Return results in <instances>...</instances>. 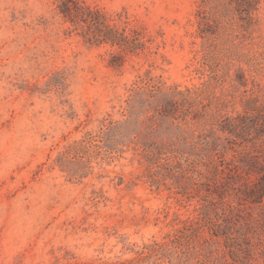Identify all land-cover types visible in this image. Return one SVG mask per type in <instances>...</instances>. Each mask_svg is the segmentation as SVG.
Masks as SVG:
<instances>
[{"label":"rangeland","instance_id":"374dc122","mask_svg":"<svg viewBox=\"0 0 264 264\" xmlns=\"http://www.w3.org/2000/svg\"><path fill=\"white\" fill-rule=\"evenodd\" d=\"M244 112L264 117V0H0V264H264V242L168 237L184 159L218 164L194 146L214 127L239 163L216 123Z\"/></svg>","mask_w":264,"mask_h":264},{"label":"trees","instance_id":"16d2710c","mask_svg":"<svg viewBox=\"0 0 264 264\" xmlns=\"http://www.w3.org/2000/svg\"><path fill=\"white\" fill-rule=\"evenodd\" d=\"M112 125L108 122L102 127L111 130ZM216 126L228 135L226 141L233 146L230 149L235 155H241L239 163L224 161L225 150L218 147L219 138L212 135L214 127L208 134H201L200 143L195 142L194 146L215 152L218 164L203 162L202 157L184 159L187 169L182 173L190 174L192 185L189 191L176 193L183 201L194 200L195 203L186 218H176L181 225L168 237H171V243L182 240L191 245L189 248L195 250L198 247L205 254L214 253L215 244H221L233 254L234 245L243 243L251 255L254 243L264 242V211L255 215L252 208L262 205L264 200V148L243 153L235 146L264 137V117L258 112H244L222 119ZM156 153L163 156L164 165H171L166 153ZM158 184L157 180L150 179L151 186ZM158 246L164 249L167 244L159 243Z\"/></svg>","mask_w":264,"mask_h":264}]
</instances>
